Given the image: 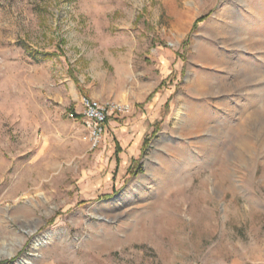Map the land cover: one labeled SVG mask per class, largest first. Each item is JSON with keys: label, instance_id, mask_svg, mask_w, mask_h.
<instances>
[{"label": "rangeland", "instance_id": "obj_1", "mask_svg": "<svg viewBox=\"0 0 264 264\" xmlns=\"http://www.w3.org/2000/svg\"><path fill=\"white\" fill-rule=\"evenodd\" d=\"M0 264H264V0H0Z\"/></svg>", "mask_w": 264, "mask_h": 264}, {"label": "built area", "instance_id": "obj_2", "mask_svg": "<svg viewBox=\"0 0 264 264\" xmlns=\"http://www.w3.org/2000/svg\"><path fill=\"white\" fill-rule=\"evenodd\" d=\"M80 101L83 107L82 116L85 119L89 137L95 142L105 132V123L108 115L113 112L126 111L125 107L103 104L87 97H82Z\"/></svg>", "mask_w": 264, "mask_h": 264}, {"label": "trees", "instance_id": "obj_3", "mask_svg": "<svg viewBox=\"0 0 264 264\" xmlns=\"http://www.w3.org/2000/svg\"><path fill=\"white\" fill-rule=\"evenodd\" d=\"M199 23V20H197L196 22H195V24L193 25V29L194 28H196V25ZM118 152V151H117Z\"/></svg>", "mask_w": 264, "mask_h": 264}, {"label": "bare ground", "instance_id": "obj_4", "mask_svg": "<svg viewBox=\"0 0 264 264\" xmlns=\"http://www.w3.org/2000/svg\"><path fill=\"white\" fill-rule=\"evenodd\" d=\"M10 253H11V252H10ZM10 253H7V254H6V257H9V256H11V254H10ZM3 256H4V255H3Z\"/></svg>", "mask_w": 264, "mask_h": 264}]
</instances>
